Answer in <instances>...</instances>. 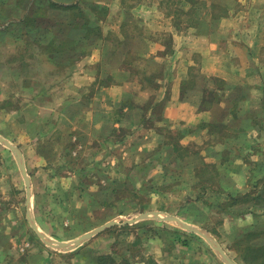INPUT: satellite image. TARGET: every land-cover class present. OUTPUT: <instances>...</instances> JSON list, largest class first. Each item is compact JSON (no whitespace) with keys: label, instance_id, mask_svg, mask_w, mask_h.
<instances>
[{"label":"rangeland","instance_id":"374dc122","mask_svg":"<svg viewBox=\"0 0 264 264\" xmlns=\"http://www.w3.org/2000/svg\"><path fill=\"white\" fill-rule=\"evenodd\" d=\"M10 1L12 0H7L4 5ZM78 1L80 0H59L58 2L75 4ZM101 1H105L106 4L103 3V5L105 4L107 9L108 4L116 2V0ZM121 1L129 3L134 0ZM188 1L194 4L210 1L211 10H214V13L218 12V4L221 9L224 5L233 8L237 2V0ZM126 3L124 5H127ZM34 8L35 6L27 4V8L22 10L24 12L20 11V13L31 15ZM5 11H9L6 6L0 10L2 13ZM48 12L50 13V11ZM107 12L103 10L97 12L96 10L100 17L106 16L105 13ZM118 12L119 10L115 13V17H119ZM13 15L17 16L18 14L11 12L12 17H14ZM126 19L130 20L128 15H126ZM57 20H64V18L61 14L58 18L53 17L47 23L48 27ZM132 21L133 31L138 32L140 27L134 20ZM101 22H98V25L94 27L100 28V39L94 38V41H89L90 46L84 49L81 58L78 57V54L71 53L66 57V63H63L65 69L60 71L46 61L45 55L41 53L34 55L32 51H27L23 59L29 66H26V68L28 67L27 70L18 71L16 74L15 71L20 64L19 53L16 49H20V45L23 43L21 41L20 45L15 47L11 45L9 48L4 45L5 42H0V97H5L8 100V107L30 105V108L25 111L29 112L30 116L33 114L27 123L10 121L7 133L2 137L8 143L10 142L24 150L22 160L25 166L28 162L35 163V167L29 165L27 170L32 181V219L44 237L55 243L53 246L47 245L31 228L30 222L26 220L29 229L26 233L19 234V247L23 248L17 250L21 260H25L23 264H28L29 260V264H95L96 258L99 256L115 258L117 264H123L122 259H127L130 264H139L144 259V253L148 248L150 239L163 238L165 240L163 242L170 243V239L174 238L180 230V227L175 223L163 219H165V215L171 216L166 212L181 214L187 207L185 202L195 198V193L185 191L180 184V182L186 183V180L189 179V176L186 177L189 173L188 162L190 164L193 160L195 164L201 160L207 163L216 161L217 156L210 152V149L206 150L210 153H202L205 148L204 145L212 148L218 146L216 144L217 138L213 136H197L195 141L189 143L176 135L177 141L166 137L171 132L170 130H174V127L169 122L159 120V112L163 107L159 105L150 107V113H146L135 127L120 126L115 130L109 129L108 138L91 136L90 126L84 125L87 121H80L76 113L80 111L79 109L83 112L90 109L85 99L93 95L96 87L105 83H127L132 85L130 90H134L137 89L138 82L147 84V87L150 86V89L153 90L158 86L155 79L164 78L166 75H164V68L161 69L162 64L155 63L154 58L151 57L146 60L148 56L146 53L149 51L147 46L152 40L151 38L144 42H136L135 47L131 48L133 44H128L127 40L122 41L116 37L114 22L107 26L102 25ZM52 35L53 33H49V36ZM3 37L0 40L4 39ZM163 45L166 47L165 51L168 52L170 41L166 39L163 41ZM22 50H24V46H22ZM93 54L98 57V62L92 71L95 81L91 86L84 87L83 95H78L80 91L75 90L73 84L67 85L68 87H64L63 84L61 87L60 84L64 80L69 83L73 82L74 71L78 68L77 66H80L79 62L82 61V65H85L86 60ZM8 59L11 60V63L6 61ZM58 60L63 62L62 58H58ZM9 65L12 69L8 68ZM83 69L86 73V66ZM22 75H26V84L31 89L21 86L23 82L18 80V77ZM107 77L111 79L110 82L106 81ZM147 78L152 84L149 85L144 82V79ZM152 90L149 97L151 100L164 94ZM79 96H83V103H76V107L72 105L73 103L70 105L67 103L68 105L63 106L58 103ZM46 98L47 100L54 99V102L50 105L42 104ZM72 102H74L73 99ZM82 105L83 108H80ZM32 106L34 110H32ZM59 109L60 112L67 113V115L59 117L56 113ZM97 110L101 113L100 109ZM39 112L42 115H47L41 117L38 115ZM33 116L35 117L33 118ZM263 119H253L246 115L245 119L234 122L235 124L230 131L241 130L244 128L243 126L247 125L259 128V122ZM82 126H84L83 129H80ZM5 127L7 126L1 124L0 117V130H5ZM29 130L34 131L35 136H29L27 132ZM192 130L200 132V128H193ZM192 130L186 129V132ZM15 131H18V134ZM222 134L227 136L225 134L228 133L222 131ZM252 139L253 142L257 143L264 140L263 137ZM172 143L182 147L188 146V148L195 150L189 149L190 151L196 153L194 156H191V153H184L180 156L167 153V147ZM32 146L35 148L33 149ZM2 147L0 145V150L8 151ZM5 159L0 155V162L15 169V172L9 173L8 176L10 178L16 176L19 182H22L21 171L14 156H12L13 161H9L8 165ZM33 159H36L35 162ZM1 170H3L2 167ZM173 171L181 172V178L177 181L162 182L165 179V174L167 173V176L170 177L173 175ZM262 173L264 175V170ZM176 176L175 174L174 178L171 179H175ZM191 181L193 182V180ZM255 181H249V189L246 194L254 197L253 194L256 195L259 192V196L264 199V183H262L264 176L259 180L261 183L257 184L258 181L253 183ZM186 185L190 186L187 183ZM146 187L147 189L151 188L150 193L144 192ZM21 190L24 193V188ZM23 199L22 196L16 204H22ZM214 199L211 197L209 201ZM259 201L261 200H257L255 204H264V202ZM256 205H253L252 202L250 207ZM240 206L233 208L239 211L242 210L238 209ZM195 208L194 211L200 212L198 214L200 222L204 221L202 225L211 227L210 235L222 237L220 243L224 247L226 256L235 264H244L241 256L243 249L242 247L236 248L234 244L237 239L228 240L224 235H219V231H217L221 227L219 221L223 219H220L219 214H217L219 208L215 207L217 212L209 209L210 212L206 216L197 207ZM156 211L160 213V218H156V216L140 218L145 213H155ZM255 211L264 214V208H258ZM225 217L226 215L224 220ZM239 217H244L245 220L246 218L251 219L247 212L239 215ZM35 218L40 221V225H37ZM209 219L212 220L210 225H208ZM252 219H254V224L259 226L257 229L261 234L256 241L261 245L264 243V217ZM112 221L117 224L99 232L74 249L57 246L58 243L71 245L85 233ZM193 226L204 229L201 225L194 224ZM41 227L51 231L45 232ZM26 242L30 244L27 248L24 246ZM205 246L201 245L195 248L198 250L200 263L216 264L219 260L220 262L217 264H225L210 245ZM29 249L32 253L28 255L26 252ZM108 261L105 260L104 264H107Z\"/></svg>","mask_w":264,"mask_h":264},{"label":"crops","instance_id":"0c3cea01","mask_svg":"<svg viewBox=\"0 0 264 264\" xmlns=\"http://www.w3.org/2000/svg\"><path fill=\"white\" fill-rule=\"evenodd\" d=\"M1 1L0 10L11 4L2 5ZM125 3L126 1L116 0L108 4L107 16L101 24L107 26L114 22L116 37L122 41L127 40L128 44H133L131 48L135 47L136 42H144L151 38L152 42L149 41V45H146L149 50L146 53L148 55H146V60L151 57L154 58L155 63L162 64L161 69L164 68V75H166L164 78L155 79L158 86L153 90L150 86L147 87V84L137 81L138 86L134 90H130L132 85L127 83H111L96 87L93 95L85 99L90 109H86L85 112L79 109L80 111L76 113L80 121H87L84 125L90 126L91 136L108 138L109 129L115 130L120 126L135 127L146 113H150V107L157 105L163 106L159 112L161 120L171 123L174 127L169 135L181 136L188 143L195 141L197 136H216L208 131L209 128L205 127L207 125L221 123L229 127L237 120L245 119L246 115L259 120L264 118V0H237L233 8L224 5L222 9L218 4L216 13L211 10L210 1L194 4L188 0H134L126 3L127 5H124ZM117 10H119V17H115ZM16 14L19 18L23 16L20 12ZM126 15L130 20L126 19ZM132 20L140 27L138 32L133 31ZM17 22L18 18L14 17V23ZM10 23L11 20L5 23L0 19V30L7 28L4 45L15 47L20 42L16 38L19 36V31L23 33V25H19L20 29L16 30L15 25L17 24L11 26ZM166 39L170 41L168 52L165 51L166 47L163 45ZM97 62L96 54L91 55L85 65H82L83 62L80 61V66H77L78 68L74 71L73 82L69 83L64 80L60 86L64 84V87H68L67 85L73 84L75 90L80 91L78 95H83L84 87L91 86L95 81L92 71ZM84 66H86V73H84ZM8 68L12 69L10 65ZM23 78L18 77V80L22 81ZM151 90L164 94L151 100L149 98ZM209 96L215 98L214 103L211 107L204 109L202 105L209 99ZM52 102L54 99L47 100L46 98L42 104L50 105ZM7 103L8 100L5 97H0L1 124L7 126L5 130H0L1 138L6 135L10 121L27 123L33 115L30 116V113L25 111L30 108V105L7 107ZM58 103L61 106L73 103L72 105L76 107V103H83V96L65 99ZM31 108L34 110L33 106ZM80 108H83V105ZM97 109H100L101 113ZM56 113L59 117L67 115V113L60 112V109ZM38 115L44 117L47 114L42 115L39 112ZM263 120L259 122V128L254 126L247 128L249 126L247 125L241 132V134L244 132L243 135L247 138L249 143L247 147L241 148L230 160L222 161L219 157L214 161L219 170L224 195H244L249 189V181L256 180L253 183L257 181V184L261 183L259 180L264 176L262 173L264 170V140L257 143L253 142L252 138H264ZM199 125H203L200 132L192 130L193 128L198 129ZM28 128L31 129L29 126ZM186 129L192 131L186 132ZM175 130L177 132H174ZM15 132L18 134V131ZM27 132L29 136H35L32 130ZM228 133L233 134L232 131ZM9 144L22 155L24 150L21 147L14 146L10 142ZM0 145L8 150H0L2 158L7 159H5L7 165L9 161H13L12 156L17 161L13 150L1 143ZM204 147L202 153L215 150L220 155L221 150L229 148V144L222 141L215 148L205 145ZM32 148L34 149L35 146ZM207 149H210V152H207ZM33 160L35 162L36 159ZM29 165L35 167V163L28 162L26 166L24 165L27 184L22 173V182H19L16 176L10 178L8 174L15 172V169L0 162V264H23L25 261L21 260L17 250L23 248L19 247V234L26 233L29 229L26 220L30 217L34 223L31 211L32 181L27 171ZM23 188L24 193L21 190ZM212 194L217 195L211 192L208 196ZM253 195V198L259 196V192ZM22 196L24 197L23 203L16 204ZM260 200L259 202H264L263 197ZM190 204L196 206L205 216L210 212L207 206L200 202ZM252 207L247 212L251 219L246 218L245 220L244 217L226 215L224 220V216L222 219L219 215L222 219L219 221L221 227L217 229L219 235H224L226 239H232V241L241 237L247 227L254 225L252 218L264 217V214L255 211L258 208H264L263 203ZM166 213L171 216L175 215L188 225H201L203 230L210 234L211 227L203 226L204 221L196 223V220H199L198 216L194 217L187 211H182L181 214ZM35 221L37 225H40L38 219L35 218ZM211 223L212 220L208 225ZM41 229L45 232L51 231L42 227ZM213 238L224 251L220 243L222 237L214 236ZM163 241H165L163 238L150 239L144 259L139 264H204L200 263L198 250L195 248L201 245L211 247L204 236L182 228L174 238L170 239V243ZM28 245L30 246L28 242L24 244L26 248ZM26 253L29 255L32 251L29 249ZM29 262L30 260L28 264ZM219 262L217 260L216 264Z\"/></svg>","mask_w":264,"mask_h":264},{"label":"trees","instance_id":"16d2710c","mask_svg":"<svg viewBox=\"0 0 264 264\" xmlns=\"http://www.w3.org/2000/svg\"><path fill=\"white\" fill-rule=\"evenodd\" d=\"M6 1L7 0H2L1 4L4 5ZM58 1L59 0H12L8 2L11 4L7 7L9 11L11 10L10 13L9 11H5L4 13L0 12V19L2 20V22L4 21L5 23H9L11 20V23L9 25L12 26L17 24L15 25L16 30L20 29L19 25H23V33L19 31V36L16 38V40H19L20 42L22 41L23 43L22 45H20L19 42L18 45H20V49H16V51H18L19 53L18 57L20 59V64H18L19 67L15 71L16 74L18 71L27 69L28 67L26 68V66H29V64L23 59V56H25L27 51H32L34 55L38 53L45 55L47 59L46 61H48L56 70L60 71L62 69H65L63 63H66V57H68L71 53L78 54L79 58L83 57L84 49L90 46L89 41L91 42L94 38L100 39V28L94 27L98 25V22L103 21L107 16L108 9L105 6V1L80 0L75 4L69 2L62 4ZM8 3L6 4L8 5ZM103 3L105 4L103 5ZM27 4L29 6H35L33 10L34 12L31 15L25 13L23 14L22 18L14 16L18 18V22L14 23V17L11 16V12L19 13L20 11L27 8ZM96 10L97 12L99 10L107 12L105 13L106 16L100 17L98 13H96ZM48 11H50V13ZM60 14L62 15V18H64V20H57L48 27L47 23H49V20H52L53 17L58 18ZM6 29L7 28L4 27L2 28V30H0V38H2V36H6ZM49 33H53V35L49 36ZM0 42L4 43V39L0 40ZM22 46H24V50H22ZM57 56L58 58H62L63 62L59 61ZM29 57H31L30 54ZM8 63H11L10 59H8ZM21 77H24L22 82L23 86L24 84L26 86V75H22ZM147 79H144V82L148 83L149 85L152 84V82L150 83L149 79ZM106 81L110 82L111 79L107 77ZM104 85H109V83H105ZM25 86L24 88L29 87V85H27L26 87ZM214 100L215 98L209 96V99L207 101H204L202 108L206 109L208 107H211L214 103ZM159 120H161V118ZM232 126L233 124L229 127H225L221 123H217L211 126H205L209 128V132H211L212 134H216V136L213 137L217 138V145H220L222 141L229 144V148L221 150L220 155L214 150L213 153L216 154V159L220 157L219 159L222 161L230 160L235 155H237L241 148L247 147L249 145L247 138L243 135L244 132L241 134L244 128H240L241 130H232L234 132L233 134L228 133L232 129ZM252 126L253 125H249L247 128H252ZM202 127L203 125L198 126V128L200 129H202ZM222 131H226L228 134L225 135L227 136H224V134H222ZM166 137L175 139V141H177L178 139L176 138V136L171 135H168ZM179 138H181V136ZM189 149L191 148L178 146L176 143H172L167 147V153H171L176 156H180L184 153H191L190 155L194 156L196 152L192 151L195 150L191 149L192 151H190ZM196 161L199 160L196 159ZM187 165L189 168V173L186 175V177L189 176V179L186 180V183L190 184V186H187L185 182H180V184L182 185L181 188H183L185 191L193 192L196 194L193 200L185 202L187 203V207L186 209L184 208V211L191 213L192 215H194V217H197L200 212L198 213L194 211V209H196V206L190 204L192 202H200L203 205H206L208 209H211L215 212H217L215 210V207L217 206L219 208V212H217V214H219L220 216L223 214V218V216L225 215L239 216L243 213L248 212L250 204L253 202V205H256L255 202H257V200L261 198V196L253 198L249 194L224 195L225 192L221 186V179L218 173L219 170L217 164L214 162L207 163L201 160L200 162L194 164L193 160H191V163L189 164L188 162ZM180 173L181 172L173 171V175L170 177H168L166 173L164 176L165 179L162 182L167 183L169 180L177 181L181 178L182 174ZM175 174L177 175L176 178L171 179L174 178ZM191 180H193V182ZM150 189V187L148 189L146 187L144 192L150 193ZM211 192L216 193L217 195L213 196L212 194V196H208ZM211 197H214L215 199L210 202L209 199ZM215 202H217V204H215ZM244 205L249 206L243 207ZM234 206H240L238 209L242 210H234ZM255 215L257 214L255 213ZM196 221V223H200V220ZM257 228H259L257 224L247 227L243 231L242 236L237 238V240L234 242L236 248L242 247L243 249L241 252V256L244 264H264V243L260 245L256 241V239L260 238L261 234ZM105 260H109L107 264H117L116 259L110 256L97 257L95 264H104ZM121 262L123 264H130L127 259H122Z\"/></svg>","mask_w":264,"mask_h":264},{"label":"water","instance_id":"95a60500","mask_svg":"<svg viewBox=\"0 0 264 264\" xmlns=\"http://www.w3.org/2000/svg\"><path fill=\"white\" fill-rule=\"evenodd\" d=\"M0 143L3 144L4 146H6L7 148L14 151V154L16 155V158L18 161L19 169L22 173L23 178L25 179V182L28 184V180H27V176H26V172H25V168H24V164H23V160H22V155L20 154V152L1 137H0ZM28 194H29V192H28ZM150 216H156V218H160L159 217L160 213H158V212L157 213L156 212L155 213H145V214L141 215L140 218H146V217H150ZM28 220H29L30 224L32 225L33 230L38 234V236L47 245H51V246L55 245L54 242H51L50 240H48L47 238L44 237V235L40 232V230L37 228V226L32 222L30 217L28 218ZM163 220L168 221V222H173L176 225H178L180 228H182L188 232L197 233V234L204 236L209 241V243L211 244L212 249L217 253L218 256H220L221 260L225 264H235L230 258H228V256H226L225 252L219 247V245L217 244L215 239L212 237V235H210L205 230L191 226V225H188V224L184 223L182 220H180L174 216H168V215L166 216L165 215V219H163ZM128 222H131V221H128ZM116 224L117 223L115 221L109 222L107 224H104V225L94 229L91 232L85 233L84 235L80 236L71 245L64 244V243H58L57 246L68 248V249H74V248L78 247L79 245H81L84 241H86L89 238L93 237L94 235L98 234L99 232H101V231H103V230H105V229H107L113 225H116Z\"/></svg>","mask_w":264,"mask_h":264}]
</instances>
